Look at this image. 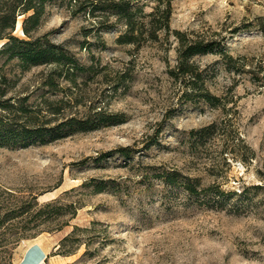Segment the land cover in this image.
<instances>
[{
  "label": "rangeland",
  "instance_id": "1",
  "mask_svg": "<svg viewBox=\"0 0 264 264\" xmlns=\"http://www.w3.org/2000/svg\"><path fill=\"white\" fill-rule=\"evenodd\" d=\"M78 3L47 1L33 36L93 69L50 89L51 66L22 70L3 54L5 98L27 97L41 121L46 98L61 104L52 124L95 111L122 123L0 146V264L40 236L58 264H264V0H131L143 26L131 43L117 41L123 21ZM181 40L215 43L189 58L215 105L187 100L170 74Z\"/></svg>",
  "mask_w": 264,
  "mask_h": 264
},
{
  "label": "trees",
  "instance_id": "2",
  "mask_svg": "<svg viewBox=\"0 0 264 264\" xmlns=\"http://www.w3.org/2000/svg\"><path fill=\"white\" fill-rule=\"evenodd\" d=\"M47 1L49 0H7L4 3L8 7L6 14L0 16V39H7V41L0 47V56L8 55L5 62L16 59V65L22 70H28L35 66H51V71L44 80V85L50 89L57 86L60 79L67 81L70 86L76 87L78 86V77L90 72L93 66L80 63L64 46L51 42L48 34L33 36ZM75 2H79V11L92 17L102 18L112 15L117 21H123L126 30L118 36V42L131 43L140 37V34H136V32L143 26L142 22L138 23L136 20L138 10L132 7L131 0H75ZM18 14H28L22 21V31L28 39H19L12 35ZM97 24L99 31L110 27L102 19H99ZM151 24L154 25V20ZM176 34L181 35L177 31ZM214 44V42L205 43L201 40L186 42L181 40L176 67L179 73L172 70L170 74L175 78L181 76L183 83L191 90L184 93L187 100L193 99V97L203 98L215 105L216 97L207 90L201 89L200 75L194 71V65L189 63V58L194 55L212 52ZM6 83V76L0 73V146L25 147L46 144L77 133L122 123L119 115H107L95 111L82 118L65 117L58 123L52 124L58 119L56 115L61 113L64 108L61 104L58 105L47 98L42 105L46 112L43 118L46 119L41 121L39 119L40 108L29 105L27 97L5 98L8 88L3 85ZM48 114L52 116L49 117ZM170 181L174 183V179ZM185 186L189 192L196 191L190 181Z\"/></svg>",
  "mask_w": 264,
  "mask_h": 264
},
{
  "label": "crops",
  "instance_id": "3",
  "mask_svg": "<svg viewBox=\"0 0 264 264\" xmlns=\"http://www.w3.org/2000/svg\"><path fill=\"white\" fill-rule=\"evenodd\" d=\"M53 243L47 238L40 236L30 242L22 254L18 264H58L62 258L51 253Z\"/></svg>",
  "mask_w": 264,
  "mask_h": 264
},
{
  "label": "bare ground",
  "instance_id": "4",
  "mask_svg": "<svg viewBox=\"0 0 264 264\" xmlns=\"http://www.w3.org/2000/svg\"><path fill=\"white\" fill-rule=\"evenodd\" d=\"M19 17H21V16H19ZM18 30H19L21 33L23 32L22 29H21V22H20V19H17V22H16V30H15V31H18ZM0 44H2V41H1Z\"/></svg>",
  "mask_w": 264,
  "mask_h": 264
}]
</instances>
